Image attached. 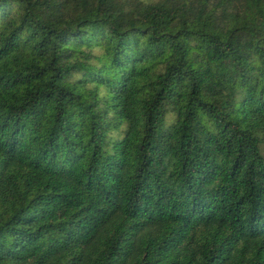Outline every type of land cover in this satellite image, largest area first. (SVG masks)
Listing matches in <instances>:
<instances>
[{
	"label": "trees",
	"instance_id": "trees-1",
	"mask_svg": "<svg viewBox=\"0 0 264 264\" xmlns=\"http://www.w3.org/2000/svg\"><path fill=\"white\" fill-rule=\"evenodd\" d=\"M0 264H264V0H0Z\"/></svg>",
	"mask_w": 264,
	"mask_h": 264
}]
</instances>
